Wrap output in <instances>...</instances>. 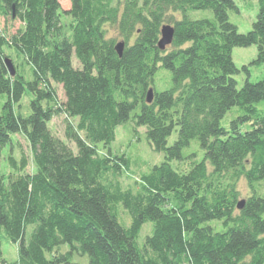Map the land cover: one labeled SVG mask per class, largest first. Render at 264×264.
Wrapping results in <instances>:
<instances>
[{"label":"trees","instance_id":"trees-1","mask_svg":"<svg viewBox=\"0 0 264 264\" xmlns=\"http://www.w3.org/2000/svg\"><path fill=\"white\" fill-rule=\"evenodd\" d=\"M256 3L240 33L228 15L235 0H70L65 11L59 0H0V17L19 23L0 31V264H74V253L87 264H264V194L254 189L264 181V78L238 86L232 58L255 45L251 64L264 66ZM165 24L174 36L161 51ZM5 47L21 57L10 59L14 75ZM25 92L22 116L14 105ZM60 114L64 139L49 127ZM129 120L164 155L134 189L120 180L130 159L103 151ZM15 143L20 157L8 153L3 172L2 151ZM240 180L251 192L238 209ZM4 240L17 245L15 261L3 258Z\"/></svg>","mask_w":264,"mask_h":264},{"label":"rangeland","instance_id":"rangeland-1","mask_svg":"<svg viewBox=\"0 0 264 264\" xmlns=\"http://www.w3.org/2000/svg\"><path fill=\"white\" fill-rule=\"evenodd\" d=\"M252 1V7L251 5L249 8L247 6L242 5L243 3L239 0H235L237 9L236 10H230L229 11V19L232 23H234L238 31L240 33H246L252 28V23L255 20V15L257 12V3L256 0ZM62 10H68L70 7V0H59ZM251 8V9H250ZM187 16L191 19H201V18H211L212 12L211 10H190L187 13ZM69 21V18L65 15L62 16V22L66 24ZM19 27L18 22H9V20L4 19L3 17H0V31L3 33H13L16 31V29ZM112 36H116V33H113ZM4 52L9 56V59H11L14 63H19L21 60V57L17 56V53L14 49L5 47ZM257 55V48L255 45L248 46V47H234L232 50V58L233 62L236 65V67L239 69V73L236 74L234 77L238 82V86H241L245 79L248 77L250 81L255 82L262 80L264 78V66L263 65H253L251 62L256 58ZM74 58V57H73ZM75 59V58H74ZM77 63L73 60V65L75 66ZM243 66H246L249 73L245 72L243 70ZM162 71H160L156 77L158 82L164 81L166 75H164ZM169 80V77H168ZM57 90L59 94V98L61 100L64 99L63 91L61 86L57 85ZM31 99L30 95L25 92L24 95L21 98V101L19 104L14 105V110L16 114H20L22 116H26L29 114V100ZM7 100L6 95H0V111L3 103ZM233 112L236 111L233 109ZM231 113V112H230ZM230 113H228L226 116L229 120L228 116ZM65 116L63 114L54 116L50 123L49 127L51 128L52 132L58 136L59 138L64 139V122ZM226 119V117H225ZM225 119L222 122V125L227 127L228 126V120L225 121ZM135 125L132 120H129L128 122L119 125L116 128V136L115 140L108 146L106 149H103V151L110 150V152L115 156H126L130 159L131 164L128 170H126L120 180L123 187H131L134 189V187H137V180L139 172L147 170L148 167L159 164L164 160L163 153H159L154 151L148 144L146 138H145V129L144 128H137V130H134ZM176 133L174 132L171 136L170 143L173 139H175ZM17 142L20 143L21 148L26 151V153H29L27 144L24 141L22 137L17 136ZM8 145L5 147L2 151V160H1V170L3 172H7V166H6V158L8 153H12L15 157H20V148L15 143L13 148H10ZM238 188L241 191L242 194H240L239 200L245 199L247 195L250 194V187L244 180H240L238 184ZM254 189L259 194H264V181L260 183H254ZM145 230H149L148 227L145 228ZM144 230V231H145ZM2 255L3 258L9 262L15 261L17 259V245L7 242L6 240L2 243ZM60 252H66L69 250L68 245H62L59 248ZM72 263L74 264H87L88 258L86 255L81 256L77 253H74L72 258ZM60 264H66V263H60Z\"/></svg>","mask_w":264,"mask_h":264},{"label":"water","instance_id":"water-1","mask_svg":"<svg viewBox=\"0 0 264 264\" xmlns=\"http://www.w3.org/2000/svg\"><path fill=\"white\" fill-rule=\"evenodd\" d=\"M173 36H174V28L169 24L162 25L161 29H160V38L157 42L158 49L161 51H164L166 49V47L172 43ZM115 49H116L118 55L121 56L123 49H124V43L122 41H119L116 44ZM4 61H5V64L8 68V71L10 72V74L14 75L15 69H14V66H13L11 60L9 58H5ZM151 100H152V90L150 89V90H148L146 101L151 102ZM244 202H245L244 200L238 201L237 202V208L241 209L244 205Z\"/></svg>","mask_w":264,"mask_h":264}]
</instances>
